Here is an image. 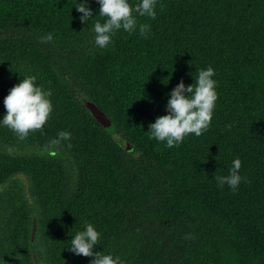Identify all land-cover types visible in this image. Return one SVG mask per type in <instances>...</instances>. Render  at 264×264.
Segmentation results:
<instances>
[{
    "label": "trees",
    "instance_id": "trees-1",
    "mask_svg": "<svg viewBox=\"0 0 264 264\" xmlns=\"http://www.w3.org/2000/svg\"><path fill=\"white\" fill-rule=\"evenodd\" d=\"M79 2L0 0V118L25 75L50 89L53 103L43 128L24 139L0 128V264H34L33 250L39 264H90L68 250L85 222L101 233L93 251L120 264H264V0H157L155 20L138 17L151 27L147 38L121 29L104 49L91 22L80 20ZM87 6L98 14L96 0ZM209 66L218 100L207 131L172 149L150 140L168 93ZM85 99L108 115L115 134ZM60 131L70 141L51 146ZM3 148L68 154L76 185L55 152ZM236 158L242 181L234 193L214 176ZM19 176L29 181V198Z\"/></svg>",
    "mask_w": 264,
    "mask_h": 264
},
{
    "label": "clouds",
    "instance_id": "clouds-1",
    "mask_svg": "<svg viewBox=\"0 0 264 264\" xmlns=\"http://www.w3.org/2000/svg\"><path fill=\"white\" fill-rule=\"evenodd\" d=\"M99 5L98 14L94 15L87 6V0L75 6L81 13L80 20L89 24L94 33V44L104 49L112 43V38L121 29L128 34L137 33L147 38L151 32L149 24L138 22V17L156 19L157 0H139L132 5L130 0H96ZM99 16L101 20L93 17ZM45 42L54 39L52 33L42 37ZM215 70L209 66L196 70L194 83L186 85L183 79L168 93L166 115L158 116L155 122L149 124L147 132L150 140L162 142L168 149L179 147L189 135L199 137L206 132L213 118L218 100ZM168 83V82H167ZM165 83V84H167ZM52 92L36 83V77L25 75L14 85L4 98L5 114L0 118V128L6 127L15 133L19 139H24L30 131L42 129L53 111L50 97ZM69 131L58 132L56 138L49 143L58 146L62 141H70ZM69 147L71 144L69 143ZM241 160L236 158L226 175H215L217 185H225L235 193L242 177L240 175ZM101 233L91 223H84L82 230L72 235L68 250L77 256L92 257L90 264H120L119 257H113L102 251H93L99 244Z\"/></svg>",
    "mask_w": 264,
    "mask_h": 264
},
{
    "label": "rangeland",
    "instance_id": "rangeland-1",
    "mask_svg": "<svg viewBox=\"0 0 264 264\" xmlns=\"http://www.w3.org/2000/svg\"><path fill=\"white\" fill-rule=\"evenodd\" d=\"M3 150L11 155H23V156H27V155H47L49 153H54L57 154V156L60 158V160H62V162L65 164L66 168L69 170L70 172V185L71 187H74L76 185L77 182V169L75 167V163L74 161L70 158V156L66 153L60 152L58 150L56 151H50L47 149H25V148H3ZM21 183L24 185V188L26 190L27 196L28 198L30 197L29 191H30V186H29V181L26 177L24 176H19L18 178ZM30 203H32L31 200H29Z\"/></svg>",
    "mask_w": 264,
    "mask_h": 264
},
{
    "label": "water",
    "instance_id": "water-1",
    "mask_svg": "<svg viewBox=\"0 0 264 264\" xmlns=\"http://www.w3.org/2000/svg\"><path fill=\"white\" fill-rule=\"evenodd\" d=\"M85 106L90 111L92 116L96 121L110 134L113 135L117 132L114 123L110 120L108 115L103 112L94 102L89 99H85ZM126 150L128 152L133 151V146L130 143L126 144ZM38 237V219L33 218L32 231H31V243L34 245ZM34 264H39L38 255L35 250H33Z\"/></svg>",
    "mask_w": 264,
    "mask_h": 264
}]
</instances>
